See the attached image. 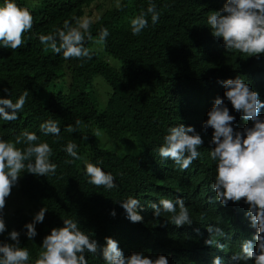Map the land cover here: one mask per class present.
I'll list each match as a JSON object with an SVG mask.
<instances>
[{
  "label": "clouds",
  "instance_id": "1",
  "mask_svg": "<svg viewBox=\"0 0 264 264\" xmlns=\"http://www.w3.org/2000/svg\"><path fill=\"white\" fill-rule=\"evenodd\" d=\"M40 1L0 0V70L14 66L8 52L91 59L85 45L104 46L110 35L101 28L93 38L92 23L104 10L132 0H92L71 21L37 33L39 20L47 21ZM185 1L151 0L130 15L129 32H179ZM202 3L186 57L144 60L124 70L134 89L151 79L173 88L123 99L119 113L152 139L128 144L116 169L69 138L81 121L58 126L56 113L68 106L76 76L56 78L52 65L40 70L36 96L26 90L14 98L0 89V235L16 220L22 236L36 240L33 249L22 241L20 247L19 226L12 227V242L0 240V264H93L90 258L101 264H264V0ZM29 41L34 45L26 49ZM206 80L212 83L204 86ZM109 90L104 82L93 94L106 102ZM178 96L188 108L163 127ZM51 135L65 139L66 154L57 161L50 160L46 143ZM128 164L153 173L146 194L119 181ZM61 166L71 173L66 182L52 178ZM32 179L41 180L34 194ZM19 189L25 192L13 203ZM53 205L63 212L46 227ZM148 216L152 226L146 230Z\"/></svg>",
  "mask_w": 264,
  "mask_h": 264
},
{
  "label": "trees",
  "instance_id": "2",
  "mask_svg": "<svg viewBox=\"0 0 264 264\" xmlns=\"http://www.w3.org/2000/svg\"><path fill=\"white\" fill-rule=\"evenodd\" d=\"M159 1L162 3V0ZM149 2L151 0H132L127 1L126 6H113L104 10L100 20H97L98 17L87 16L92 21L97 20L92 23L90 29L93 38H98L101 28H107L110 33L104 46L96 45L91 49V45H85L92 52L91 59L71 58L65 60L62 54L56 53L52 54L54 58L40 55L26 57L19 53L8 52L14 66L9 70H0V89L8 88L14 98H17L26 90L28 96H36L39 94L42 84L40 70L52 65L56 78L67 79L72 75L76 76L78 84L68 100V106L61 107L56 113L58 126L59 128L62 127L63 130L68 125L76 127L75 122L77 120L81 121L76 131L68 132L69 138L89 150L93 160L102 163L106 167L118 168L122 162V153L128 144H146L152 139L151 135L132 125L119 113L118 107L120 104L124 105L123 99L149 97L153 94L167 92L173 88L167 83L151 79L146 81L140 88L134 89V85L126 77L124 70H133L144 60L161 61L169 59L181 61L186 57L192 48L193 26L203 4L202 0L185 1L178 20L181 27L179 32H174L173 28L170 27L166 30V36L154 35L150 32L134 36L128 30V19L136 10L140 11L144 7L147 8ZM91 3L92 0H41L39 3L41 15L47 21L39 20L40 22L36 25L35 31L39 33L62 22L61 26L66 20L71 21L72 15L75 17V14L83 13ZM51 8L54 10L53 14H50ZM33 45L29 41L26 44V49H30ZM104 82H107L110 86L109 97L106 102H101L93 94V89L96 84ZM211 83L212 81L206 80L204 86ZM1 94H5V92L0 90ZM182 96L184 95L182 94ZM187 108V102L178 96L175 106L163 115L162 126L165 127L169 122L184 114ZM97 130L100 133L99 136L94 135ZM84 136H87L86 140L83 139ZM110 139H113V141L110 142ZM46 143L50 145L53 151L50 160L55 158L57 161L62 155L66 154L62 148L65 139L61 135L59 137L51 135L46 139ZM198 167V165L195 166V168ZM65 170V166L59 167L52 178L59 182L68 181L71 173H67ZM118 177L122 184L130 186L132 193L143 195L148 192L153 173L145 165L128 164L120 170ZM40 185V179H32L28 187L31 189V193L34 194L39 190ZM24 190L19 189L15 192L12 198L13 203L20 201L25 192ZM82 205L87 204L82 201ZM62 212V207L51 206L45 221L46 227L57 223L59 221L57 220L58 215ZM148 217L145 225L146 230L152 226V217ZM13 224L19 226L16 220L13 221ZM8 225V231L0 235V240L11 243L9 233L14 226ZM16 231L21 233L20 247H24L22 242L32 249L35 247L36 240H28L27 237H23L20 226ZM90 262L101 264L99 260L93 258H90ZM248 264L251 263L248 262Z\"/></svg>",
  "mask_w": 264,
  "mask_h": 264
},
{
  "label": "rangeland",
  "instance_id": "3",
  "mask_svg": "<svg viewBox=\"0 0 264 264\" xmlns=\"http://www.w3.org/2000/svg\"><path fill=\"white\" fill-rule=\"evenodd\" d=\"M36 10H37V8H36Z\"/></svg>",
  "mask_w": 264,
  "mask_h": 264
}]
</instances>
